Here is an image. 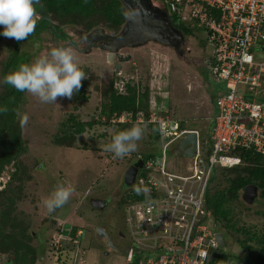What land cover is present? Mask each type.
<instances>
[{"label": "rangeland", "instance_id": "obj_1", "mask_svg": "<svg viewBox=\"0 0 264 264\" xmlns=\"http://www.w3.org/2000/svg\"><path fill=\"white\" fill-rule=\"evenodd\" d=\"M145 2L154 10L160 8L156 0ZM37 5L43 12L41 3ZM158 13L151 18L163 19L164 16ZM39 15L37 13L36 20ZM47 22L44 21L43 27L27 40L19 41L17 52V41L3 38L0 79L5 71L10 73L22 64L18 61L15 68L11 65L7 67L8 61L17 53L30 63L57 46L72 51L75 62L88 78L82 80L79 93L74 94L71 100L58 97L55 103L41 104L36 97L26 93L18 119L27 148L0 174V191H3L15 171L16 161L20 164V172L9 187L14 192H8L4 205L0 204V211L9 210L17 222L27 226L26 240L29 247L36 249V256L33 259L30 254L25 264H125L131 242L118 235L125 224L123 206L130 200L124 195L125 171L138 157L157 149L153 145L152 127L135 123L144 129L135 152L123 158H114L113 153L105 151L112 136L121 131L120 125L108 122V117L102 114V104L108 101L110 85L120 93H125L128 83L136 85L141 93L148 89L150 107L182 122L187 128L198 130L209 139L214 98L217 91L225 89L226 83L214 80L209 68L213 46L202 28H196L192 34L180 30L181 40L171 41L173 44L153 39L121 48L120 53L123 56L130 54L131 58L120 62L122 68L116 73L115 64L108 61L107 47L101 45L108 38L104 36L109 34L105 30L100 28L84 32L81 27L69 25L63 28L69 37L56 36L45 29ZM90 36L92 42L96 38V44L91 42ZM71 40L76 42L77 47L69 43ZM111 42L113 40L109 37V44L106 45L110 46ZM4 89L5 85L0 84V93ZM71 115L93 125L76 136L73 146L60 145L56 143V136L63 135V123ZM25 116L27 123L22 124ZM226 176L233 174L229 172ZM57 183L71 184L75 191L63 207L48 213L42 199L51 193ZM227 185L220 169L217 179L212 182L211 191L223 190ZM261 194L259 189L257 198L248 203L242 193L238 200L229 204V218L237 229L229 231L218 224V230L225 235L226 244L222 249L227 255L239 259L245 255H250L252 259L257 256L260 246L256 240L248 242L251 248L247 250L236 240L264 234V196ZM10 197L15 198L13 206ZM103 197L108 201L107 205L101 209L94 207V198ZM120 199L124 202L119 203ZM67 226H76L84 232L81 237L77 236L78 232L74 237L62 233L60 238V233ZM95 227H103L107 237L98 239ZM110 241L114 243V248L109 246ZM14 258L11 251L3 253L0 264L7 261L14 264L10 262Z\"/></svg>", "mask_w": 264, "mask_h": 264}, {"label": "built area", "instance_id": "obj_2", "mask_svg": "<svg viewBox=\"0 0 264 264\" xmlns=\"http://www.w3.org/2000/svg\"><path fill=\"white\" fill-rule=\"evenodd\" d=\"M160 1L177 25L205 30L213 46L209 68L214 80L226 86L214 103L209 139L196 129H182L180 121L155 109L147 115L123 111L109 118L113 124L144 123L156 131L157 150L142 158L144 168L133 186L148 188L149 195L140 194L143 198L123 206L131 242L125 264H264V257L258 263L223 256L218 223L206 207L215 172L243 164L238 149L264 156V0ZM191 131L197 133L195 155H174L180 139Z\"/></svg>", "mask_w": 264, "mask_h": 264}, {"label": "trees", "instance_id": "obj_3", "mask_svg": "<svg viewBox=\"0 0 264 264\" xmlns=\"http://www.w3.org/2000/svg\"><path fill=\"white\" fill-rule=\"evenodd\" d=\"M40 3L47 16L56 23V31L62 33H66L63 31V28L70 25L81 27L84 32H90L102 28L107 33L116 35L121 32L129 17V11L122 0H40ZM171 22L175 28L182 30V33L192 34L195 30V28L186 26L183 23L177 25L174 17ZM0 30H2V26H0ZM55 35L58 36L56 33ZM3 38L4 36H0V49ZM16 43L17 48L15 52H17L19 45V42ZM18 61H21L22 64L27 63L24 58L17 53V55L8 61L7 67L10 65L14 67L15 63ZM213 61L214 57L212 55L209 65H212ZM17 68L18 67L15 69ZM5 74H7L6 71L4 72V75ZM224 90L216 92L213 102V114L215 112V100L220 93L224 92ZM107 98L108 101H105L102 104V114L108 117V120L114 113L131 111L136 114L137 112L142 111L147 115L150 110L153 109L149 105L148 89L141 93L138 91L136 85L130 83L127 84L125 93H120L113 85H110ZM25 100L26 93L16 91L10 85H5L4 91L0 93V109H3V111H0V174L3 173L7 165L12 163L14 159L17 160L18 156L26 151L27 147L22 138L21 121L18 119L20 107ZM134 124L135 122L120 124L119 130H126ZM63 125L64 126L61 129L63 135L56 136V143L73 146L76 136L85 132L86 127H91L93 123L79 121L76 119L75 115H71ZM181 128L190 129L185 127L182 122ZM153 132V141H155L156 131L153 130ZM237 153L243 159L242 165L220 168L225 180L228 182L227 187L223 190L212 193L210 186L206 197V207L211 211L212 219L229 231H231V229H237L236 226L231 223V219L229 218L231 213L229 204L241 197L245 187L249 184H255L262 191L261 195L264 196V156L253 150L238 149ZM149 155L150 153H147L140 157L146 160ZM220 169H218L213 175L211 185L212 182L217 179V174ZM19 172L20 164L16 161L15 171L5 185L4 190L0 191V204L4 205V200L8 192L13 194L14 191H11L9 187ZM229 172L232 173L233 176H226ZM124 195L131 200L143 198V195L136 194L135 187L126 189ZM10 198L11 206H13L15 198ZM123 202L124 200H121L120 203ZM22 224L23 223L20 224L17 222L16 217L11 216L9 210L3 209L0 211V259L3 253L10 251L15 256V258L10 261L14 264H25L28 261L30 254L33 259L35 258L36 249L28 246L26 240L28 229L26 225ZM78 230L79 228L76 226L71 227L65 230V234L74 237ZM245 232L247 233V231ZM252 240H256L260 246L257 251V256L254 258L255 261L260 263L264 257V234H253L246 240L237 239L236 241L243 249L247 250L251 248L248 242ZM223 254L225 257L229 256L224 251ZM242 259L248 261L253 260L250 255H245ZM6 264H9V261H7Z\"/></svg>", "mask_w": 264, "mask_h": 264}, {"label": "clouds", "instance_id": "obj_4", "mask_svg": "<svg viewBox=\"0 0 264 264\" xmlns=\"http://www.w3.org/2000/svg\"><path fill=\"white\" fill-rule=\"evenodd\" d=\"M40 0H0V36L27 40L36 28L37 7ZM85 71L75 62L72 51L63 46L51 48L47 54L39 55L30 63L21 64L16 70L0 79V84L10 85L16 91L36 97L41 104L55 103L58 97L72 99L79 93L82 80L87 79ZM3 111V109H0ZM27 123L24 117L22 124ZM161 134L165 129H159ZM144 135L139 125L117 132L105 151L114 158H123L135 152ZM75 191L71 184L57 183L51 193L42 199L48 213L63 207ZM136 194L149 195L148 188H136Z\"/></svg>", "mask_w": 264, "mask_h": 264}, {"label": "water", "instance_id": "obj_5", "mask_svg": "<svg viewBox=\"0 0 264 264\" xmlns=\"http://www.w3.org/2000/svg\"><path fill=\"white\" fill-rule=\"evenodd\" d=\"M125 7L129 11V17L121 32L112 35L105 34V37L112 38L113 42L110 46H107L108 61L115 64V72L119 73L122 68L120 62L127 61L131 58V55L118 54V59H115L116 52L119 48L131 45H138L146 43L149 40L158 39L163 43L168 41L167 37L169 32H174L175 28L168 19H152L156 13L154 8L148 7L144 4L143 0H122ZM49 19V18H47ZM163 25V27H162ZM158 29V30H157ZM161 29V30H159ZM168 29V32H165ZM163 32L161 33V31ZM74 47H77L75 42L71 43ZM197 144V133L191 131L185 134L177 144L174 150V155L184 158H190L195 155V149ZM144 168V160L142 158L136 159L125 171L124 175V189H130L134 186L139 171ZM258 186L255 184H249L245 187L243 192V199L248 203H252L258 195ZM93 206L96 208H103L106 206V201H94ZM96 237H107V233L103 227H95ZM217 237L220 245L223 247L226 244L225 235L223 232H218Z\"/></svg>", "mask_w": 264, "mask_h": 264}, {"label": "flooded vegetation", "instance_id": "obj_6", "mask_svg": "<svg viewBox=\"0 0 264 264\" xmlns=\"http://www.w3.org/2000/svg\"><path fill=\"white\" fill-rule=\"evenodd\" d=\"M145 1H147V0H143V2H144V4L146 5V6H148V7H150L148 4H146V2ZM42 5V4H41ZM36 7H37V13H40L41 14V16L39 15V17H38V19L36 20V28H35V30H34V32L32 33V34H34L35 32H37L38 31V29H41L43 26V22L44 21H48L47 22V26H46V28L45 29H47L48 31H50L51 32V34L52 35H55V33L58 35V36H68L67 35V33H62V32H60V31H56V28H55V23L47 16V14L46 13H43V12H45L44 11V9H43V12L42 11H40L39 9H38V5H36ZM42 8H43V6H42ZM47 18H49V19H47ZM164 19H165V17H164ZM162 27H163V25H162ZM179 30V29H178ZM178 30L176 29L174 32L172 31V32H169V34L170 35H168V37H167V39L171 42V41H179V40H181V31L180 32H178ZM165 31H167L168 32V29H165ZM32 34L30 35V36H32ZM69 37V36H68ZM90 39H91V42H92V38H91V36L89 37ZM96 39V38H95ZM95 39H93V42L92 43H95L96 44V41L97 40H95ZM104 39H105V37H104ZM106 41L104 42V41H102V43H101V45H102V47H104V48H106L108 45H106V44H109V37L108 38H106L105 39ZM108 41V42H107ZM21 42V41H20ZM19 42V43H20ZM72 42H75V41H73V40H71L69 43H72ZM76 43V42H75ZM173 44V43H172ZM175 44H177V43H175ZM97 45H99V44H97ZM123 48V47H122ZM80 50V49H79ZM120 50H121V48H119L118 50H117V52H116V56H115V58L117 57V59H118V54H122V53H120ZM124 192H125V190H124ZM116 199V198H115ZM94 201H106V205H107V203H108V201L107 200H105V197H103V198H94V200L92 201V204H93V202ZM121 202V199H120V201H119V203ZM125 223V222H124ZM68 228H71L70 226H67L66 228H64L63 230H62V233H64L65 234V230L66 229H68ZM78 231H81V235H82V233L84 232L83 230H78ZM77 231V232H78ZM81 235H78L77 234V236L78 237H81ZM118 235H119V237H121V238H124V239H127V235H126V232H125V224H124V227H123V229H120L119 230V233H118ZM109 246L110 247H112V248H114L115 246H114V243L112 242V241H110L109 242Z\"/></svg>", "mask_w": 264, "mask_h": 264}, {"label": "crops", "instance_id": "obj_7", "mask_svg": "<svg viewBox=\"0 0 264 264\" xmlns=\"http://www.w3.org/2000/svg\"><path fill=\"white\" fill-rule=\"evenodd\" d=\"M156 2H158L157 0H156ZM156 10V9H155ZM154 10V11H155ZM157 10H159L161 13H158L157 12ZM156 11H155V13H158V14H160V15H163L164 17H165V19H168V20H170V17H169V15L160 7L159 9H157ZM171 21V20H170ZM172 23V22H171ZM175 28V27H174ZM176 29V28H175ZM166 43H171L169 40L166 42ZM172 44V43H171ZM71 227V226H70ZM220 232H221V230H220Z\"/></svg>", "mask_w": 264, "mask_h": 264}]
</instances>
